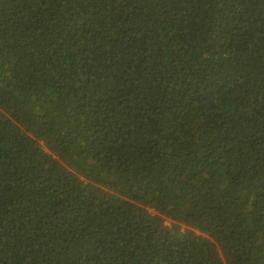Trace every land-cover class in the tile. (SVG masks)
I'll list each match as a JSON object with an SVG mask.
<instances>
[{
  "label": "trees",
  "instance_id": "trees-1",
  "mask_svg": "<svg viewBox=\"0 0 264 264\" xmlns=\"http://www.w3.org/2000/svg\"><path fill=\"white\" fill-rule=\"evenodd\" d=\"M0 264H264V0H0Z\"/></svg>",
  "mask_w": 264,
  "mask_h": 264
}]
</instances>
